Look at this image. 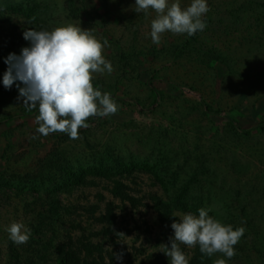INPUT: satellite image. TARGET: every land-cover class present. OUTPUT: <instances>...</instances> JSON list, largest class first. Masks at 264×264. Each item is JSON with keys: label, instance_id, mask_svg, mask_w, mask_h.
Listing matches in <instances>:
<instances>
[{"label": "rangeland", "instance_id": "374dc122", "mask_svg": "<svg viewBox=\"0 0 264 264\" xmlns=\"http://www.w3.org/2000/svg\"><path fill=\"white\" fill-rule=\"evenodd\" d=\"M75 2L78 19L70 0H0V83L9 54L31 46L25 30L73 24L108 42L114 71L92 83L118 105L114 115L90 117L73 140L37 132L39 113L25 114L19 81L0 90V264H11L13 222L32 232L18 245L26 264L46 247L41 239L76 252L98 246L99 264H171L160 245L171 247L176 214L200 208L246 229L233 258L215 253L210 264H264V0H206L203 31L165 32L159 45L150 36L157 13L135 12V0ZM198 50L227 64L204 62ZM120 51L134 57L131 68ZM48 217L54 232H38ZM179 246L191 264L197 245Z\"/></svg>", "mask_w": 264, "mask_h": 264}, {"label": "clouds", "instance_id": "9594fccd", "mask_svg": "<svg viewBox=\"0 0 264 264\" xmlns=\"http://www.w3.org/2000/svg\"><path fill=\"white\" fill-rule=\"evenodd\" d=\"M149 9L157 13L150 32L152 42L157 45L165 32L191 37L203 31L204 17L210 11L206 0H191L186 8L181 7L180 0L171 4L169 0H135V12L147 14ZM23 38L31 46L22 48L20 55L10 53L5 59L8 68L3 75V86L11 89L14 83L20 82L16 83L18 99H23L29 111L38 107V133L48 136L61 132L75 140L79 138V129L90 127L86 122L90 117L116 114L117 103L108 92L102 94L92 83L94 74L114 71L112 63L103 55L108 45L106 40L101 43L90 30L73 24L51 31L30 28L24 31ZM209 211L200 208L198 216L176 214L180 218L171 224L174 230L171 247L160 245L171 264H189L180 244L199 245L200 252L208 257L222 253L230 260L236 255L234 246L246 229L234 230L232 225H224L210 216ZM7 231L9 239L17 245L26 244L32 235L23 222H13ZM214 264H227V261L220 258Z\"/></svg>", "mask_w": 264, "mask_h": 264}, {"label": "trees", "instance_id": "16d2710c", "mask_svg": "<svg viewBox=\"0 0 264 264\" xmlns=\"http://www.w3.org/2000/svg\"><path fill=\"white\" fill-rule=\"evenodd\" d=\"M71 2V15L74 19H78L81 16V9H78L76 6L75 0H70ZM186 50L183 49V52ZM186 53V52H185ZM198 54L202 61H206L209 63L212 62H217V63H223L224 65L227 64V58L222 55L219 52H214V51H203V50H198ZM186 55H189L187 52ZM134 57H131L130 55L125 54L123 51H120L119 54V61L120 63L126 67V68H131L132 67V59ZM177 58H180L178 56ZM1 81V80H0ZM3 89V84L0 83V90ZM207 111L210 113H214V111L211 109L210 106L206 105ZM25 114L31 115L35 112H37V108L32 109L29 111L27 108H25ZM77 177V178H76ZM76 178L75 183L76 184H83L84 183V177L82 176H74ZM110 209H112V206H109ZM49 214H53V212L49 211ZM168 216V215H167ZM54 220L49 218L46 219V221H41L38 224L37 231L40 233H45L46 231L48 234H52L54 232L55 227L53 226ZM42 231V232H41ZM47 237V235H46ZM39 243H45V248L40 250L38 248H35L33 250V255H32V264H48L51 261L54 262V264H99V261H103V258L100 256V259L97 258V256L94 258V249L96 251L99 249L98 246H95L93 244H90V246H83V248L79 251H73L70 246L58 244L54 245L53 242L47 243L43 242V240H39ZM50 249L52 251V259L49 257L50 254L47 253V251ZM46 251V253H45ZM86 252L87 255L85 258H82L83 253ZM101 253V252H100ZM8 254H9V261L11 264H26L25 259H23V255L21 250L19 249L18 245L15 244L13 241H9L8 243ZM35 255L40 256L37 262V257ZM191 264H210L209 263V257L205 254H202L199 250V245H197V249L195 252V256L191 262Z\"/></svg>", "mask_w": 264, "mask_h": 264}]
</instances>
